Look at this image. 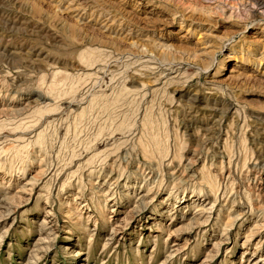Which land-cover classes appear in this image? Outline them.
Instances as JSON below:
<instances>
[{"label": "rangeland", "instance_id": "obj_1", "mask_svg": "<svg viewBox=\"0 0 264 264\" xmlns=\"http://www.w3.org/2000/svg\"><path fill=\"white\" fill-rule=\"evenodd\" d=\"M251 262L264 0H0V264Z\"/></svg>", "mask_w": 264, "mask_h": 264}, {"label": "bare ground", "instance_id": "obj_2", "mask_svg": "<svg viewBox=\"0 0 264 264\" xmlns=\"http://www.w3.org/2000/svg\"><path fill=\"white\" fill-rule=\"evenodd\" d=\"M46 222V221H45ZM251 261V260H250ZM258 262H251V263H247V264H257Z\"/></svg>", "mask_w": 264, "mask_h": 264}]
</instances>
